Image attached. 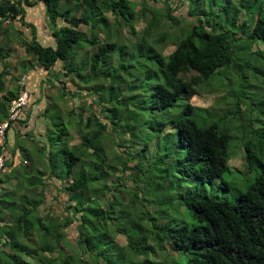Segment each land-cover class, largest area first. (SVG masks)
Returning a JSON list of instances; mask_svg holds the SVG:
<instances>
[{
	"label": "trees",
	"instance_id": "trees-1",
	"mask_svg": "<svg viewBox=\"0 0 264 264\" xmlns=\"http://www.w3.org/2000/svg\"><path fill=\"white\" fill-rule=\"evenodd\" d=\"M22 2L0 0V23L24 16ZM42 2L52 23L61 20L64 25L53 33L55 46L43 47L34 40L26 50L49 73L59 67V74L67 79L61 81L66 90L62 93L63 99L70 94L68 85L75 87L73 96L78 97L81 104L68 114L77 120L81 144L69 146L73 136L67 127L61 126L63 111L54 104L60 122L52 119L58 129L48 128L49 147L44 149L49 166L45 165L46 173L29 179L28 187L25 185L17 200L11 203L2 199L5 187L0 189V264H113V249L117 244L114 236L116 205L109 191L112 190L109 177L111 173H122L119 180L126 182L130 171L140 170V156L144 153L149 158L153 146L148 141L139 143L140 115L133 107L140 110L141 116L167 113L165 118L152 120L149 117L144 124L153 136L163 137L167 143L166 134L175 136L176 133L174 144L180 156L177 171L184 179L199 185L221 179L229 170L231 137L219 123L208 122L204 114L197 112L199 107L193 105V98L203 86L210 87L214 75H225L226 69L233 68L244 76L247 61L251 60L240 53L243 48L236 51L234 43L239 42V33H245L249 42L264 41V18H255L256 0H236L237 3L234 0ZM182 7H186L193 21L174 14ZM109 15L115 18L116 33L110 26ZM141 22L144 27L137 30ZM83 26L87 31L81 30ZM102 28L109 31L103 33ZM126 30L136 39L131 40ZM166 42L175 46L169 54L159 49ZM88 48L96 50L85 53L78 61L79 55ZM10 56V50L0 46V63ZM4 71L0 78L2 86ZM19 91L20 86L16 94L5 98L0 120L8 117L10 103ZM85 98L92 100L83 102ZM241 102L240 97L237 108ZM202 109L219 117L229 112L219 113L214 107ZM172 110L176 114H172ZM46 112L49 118L50 109ZM85 112H88L86 117ZM72 123L70 119L69 126ZM50 135H55L59 143H53ZM110 136H116V143L132 141V150L121 170L109 163ZM64 142L67 148L60 155L54 154V146H62ZM256 143V133L245 141V164L256 165L262 171L236 201L199 196L186 200L194 224L191 229L187 226L173 229L175 244L186 254L185 264H264V163L259 157L264 148ZM9 167L6 161L0 171L2 185L3 177L16 176V171L3 172ZM26 169L20 178L29 177ZM81 172L82 177H74ZM47 183L57 190L54 199L60 210L42 214L40 207L45 199L37 190L46 188ZM30 191L32 198L28 195ZM62 195L67 196L66 202L59 199ZM144 221L148 223L146 227L141 224ZM153 222L151 213L145 212L133 224L130 234L128 230L117 229L118 234L125 236L135 256L154 253V245L162 240L157 232L160 228ZM73 224H77V235L70 242L66 231ZM169 230L172 229L167 231L171 236L173 232ZM67 247L70 250L67 251ZM117 248L120 249L118 245ZM143 264H148V260Z\"/></svg>",
	"mask_w": 264,
	"mask_h": 264
},
{
	"label": "rangeland",
	"instance_id": "rangeland-1",
	"mask_svg": "<svg viewBox=\"0 0 264 264\" xmlns=\"http://www.w3.org/2000/svg\"><path fill=\"white\" fill-rule=\"evenodd\" d=\"M234 1L237 3L236 0ZM159 6L162 7L163 5ZM253 8L256 11V19L259 16L264 18V0H256V6H253ZM174 14L179 18L184 17L188 18L190 21L194 20L188 17V10L186 7H182ZM109 17L111 19L110 26L112 31L116 33L117 24L115 18L110 15ZM143 27L144 22H141L137 30H142ZM81 30L87 31V27L83 26ZM102 30L103 33L109 31L104 28H102ZM98 32L101 33V30L99 29L96 31V35L98 34L99 36L100 33ZM126 33L128 35L127 30ZM238 35L240 36L237 38H240V40L234 43V49L237 51L239 48H243L240 53H244V56L250 58L249 60H251V62L247 61L248 64L246 65L248 68L244 70V72L246 70L247 72L244 76H240L233 68L230 70L226 69L225 71L227 72L225 75H214L210 87L203 86L202 89H200L199 95L193 98V105L199 107L197 112L200 115L204 114L203 117L205 116L204 118H206L208 122L219 123L220 128L229 133L231 137L228 162L229 170L221 179H218L213 184L206 185H199L190 179H184L177 171L178 159L180 156L177 154V146L174 144V140L177 139L176 133L175 136H173V134H169V136L166 134V137L169 139V143H167L163 137H159L158 139V137L153 136V133L147 129L146 124H144L149 117H152V120H154L155 117L160 119L161 116L165 118V116L168 117L167 113H163L162 115L158 114L157 116L154 114L151 116L148 114L141 116L140 110L133 107V110L140 115V124L138 125L139 143L144 144L145 141H148L151 145L153 144V146L149 150V158H146L144 153L140 156L142 160L140 170L142 171H130L127 174V181L124 183L119 180L122 173H111L109 177L108 184L112 186V190L110 189L109 191L116 205V221L114 228L116 231L117 229L128 230L130 234L133 224H135L145 212L151 213L154 218L153 223H156L158 228H160L157 232L160 233L162 240L156 242V245H154V253L138 257L131 252L125 236L115 231L114 236L117 244L113 249V264H133L137 262L143 264L144 260H148V264H185L186 254L175 244L173 237L175 231L173 229L185 226L191 229L194 224V219L187 207L186 200L199 196L234 202L240 194L247 192L249 186L259 177L262 168L256 165L250 167L248 164H245L244 153L245 141L251 139L255 133L257 136L256 144H261V147L264 148V41L258 40L256 43H253L247 40V35L245 33H239ZM128 36L131 40L136 39L134 36ZM114 41H116V39H114ZM162 47L159 49L163 50L165 54L171 53L175 48L174 43L172 44L171 42H166ZM248 47H250L249 50H247ZM95 50L94 48H88L86 52L83 51V53L79 55L78 61H81L85 53H92ZM136 62L137 61H135L134 64H136ZM20 77L19 81H21L23 75L21 74ZM58 77L59 78L55 81H58L59 84H56L53 89V91L57 92L62 88L60 81H67L63 75H59ZM68 86L69 90H71L70 94L66 99L60 101V108L63 111L61 114L63 124L61 126L67 127L70 134L73 136V141L71 140L69 143V146H73L74 144H81V140L77 132V120L70 118L68 113L78 108L81 103L78 97L73 96V92L76 90L75 87H73L72 84ZM65 91L66 90L62 88L60 93ZM67 92L69 91L67 90ZM240 97L242 102L237 108L236 103ZM91 100V98H85L83 102H90ZM203 107H214L219 109V113H224L225 110H229V112H226L227 115H223L224 117L217 116L219 114L212 116L211 113L208 114L206 110L202 109ZM175 110H172V114H176ZM56 112L57 108L51 106L50 120L48 121L50 123L49 127L57 130L58 127H54L52 123V119L54 122H60V119L56 117ZM86 116H88V112H85L84 117ZM70 119L73 120V123L69 126ZM52 137L54 138L52 139L53 143H59L55 135H50V138ZM109 139V146L107 147L109 163L116 164L121 170V166L127 161L132 150V141L129 139L121 143H116V136H110ZM151 139H153V142ZM158 141L160 142L158 143ZM141 147L142 146H139L138 148ZM66 148L65 142L62 146L56 145L53 149L54 154L58 153V155H60ZM141 150L142 149H140V151ZM259 157L264 163V150L259 153ZM62 158H64V156H62ZM98 163L100 162L98 161ZM64 165L68 167V163ZM46 167L49 168L48 165H46ZM74 177H82V172L74 174ZM87 177L89 178V173ZM2 180L4 183L3 185L0 184V187H5V190L2 192V199L7 203L17 200L16 196L20 194L19 191L21 189L23 190L25 185L26 188L28 187V180L20 182L21 180L18 181L14 177H3ZM223 182L227 185L222 184ZM116 185L117 187L113 188ZM4 191H6L7 195ZM31 191L28 194L30 198L33 197ZM37 192L42 194L45 199L44 204L40 207L42 214L48 213L52 209L56 211L57 209L58 211L60 210L57 201L54 199V197L57 196L56 189L50 187L47 183L46 188H39ZM96 193H98V189ZM59 199L62 202H66L67 196L62 195ZM60 212H58V214ZM62 218L63 217H61V219ZM141 224L146 227L148 223L144 221ZM76 225L77 224H73L70 229L66 231L68 241L70 242L73 241L77 235ZM170 228L172 230H169V232H173L171 236L170 233H167ZM151 243H153V241H151ZM117 245L120 249L117 248ZM66 250H70L69 247H67Z\"/></svg>",
	"mask_w": 264,
	"mask_h": 264
},
{
	"label": "crops",
	"instance_id": "crops-1",
	"mask_svg": "<svg viewBox=\"0 0 264 264\" xmlns=\"http://www.w3.org/2000/svg\"><path fill=\"white\" fill-rule=\"evenodd\" d=\"M28 1L29 5L27 0H23L21 4L24 16L0 23V46L8 48L11 53L6 61L0 63V78L4 69L6 70L2 79L4 86L0 84V108L7 96L18 92L21 74L26 76L27 89L31 94L29 105L7 133L5 154L10 167L3 172L16 171L14 178L21 182L46 173L44 149L49 147L47 134L50 124L46 111L54 104L60 107V101L63 100L60 93L62 88L58 92L53 91L55 85L59 84L55 81L61 75L59 67L49 73L38 59L28 54L26 46L34 40L43 47L55 46L53 33L64 22L60 20L56 24L52 23L42 0ZM26 165L29 166L28 169L25 168ZM25 169L26 172L29 170V177L20 178Z\"/></svg>",
	"mask_w": 264,
	"mask_h": 264
},
{
	"label": "built area",
	"instance_id": "built-area-1",
	"mask_svg": "<svg viewBox=\"0 0 264 264\" xmlns=\"http://www.w3.org/2000/svg\"><path fill=\"white\" fill-rule=\"evenodd\" d=\"M10 3H14L17 0H1ZM27 78L23 76L21 81L19 82L20 91L17 97H15L9 106L8 117L0 120V147L2 149V153L0 154V171L5 168L6 165V143H7V133L9 129L13 126L15 122H17L24 110L30 103L31 95L27 90Z\"/></svg>",
	"mask_w": 264,
	"mask_h": 264
}]
</instances>
